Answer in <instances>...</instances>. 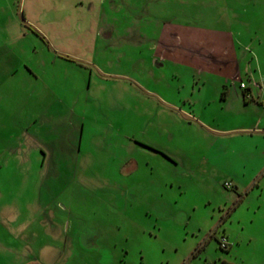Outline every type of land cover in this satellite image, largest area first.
<instances>
[{
    "label": "rangeland",
    "instance_id": "rangeland-1",
    "mask_svg": "<svg viewBox=\"0 0 264 264\" xmlns=\"http://www.w3.org/2000/svg\"><path fill=\"white\" fill-rule=\"evenodd\" d=\"M202 14L0 0V264H264V52H174Z\"/></svg>",
    "mask_w": 264,
    "mask_h": 264
},
{
    "label": "crops",
    "instance_id": "crops-1",
    "mask_svg": "<svg viewBox=\"0 0 264 264\" xmlns=\"http://www.w3.org/2000/svg\"><path fill=\"white\" fill-rule=\"evenodd\" d=\"M256 1L202 0L201 29L170 25L169 30L174 31L171 49L202 57L216 72H239L241 55L257 58L260 51L264 52V20L257 23L255 19ZM6 76H10L8 72L0 71V79Z\"/></svg>",
    "mask_w": 264,
    "mask_h": 264
},
{
    "label": "built area",
    "instance_id": "built-area-1",
    "mask_svg": "<svg viewBox=\"0 0 264 264\" xmlns=\"http://www.w3.org/2000/svg\"><path fill=\"white\" fill-rule=\"evenodd\" d=\"M241 89H245V85L243 83L240 84ZM228 246L226 238H220V247L226 248Z\"/></svg>",
    "mask_w": 264,
    "mask_h": 264
},
{
    "label": "trees",
    "instance_id": "trees-1",
    "mask_svg": "<svg viewBox=\"0 0 264 264\" xmlns=\"http://www.w3.org/2000/svg\"><path fill=\"white\" fill-rule=\"evenodd\" d=\"M43 38V37H42Z\"/></svg>",
    "mask_w": 264,
    "mask_h": 264
}]
</instances>
